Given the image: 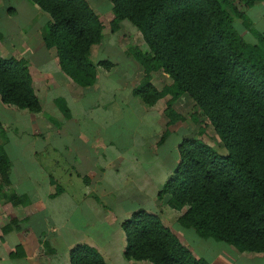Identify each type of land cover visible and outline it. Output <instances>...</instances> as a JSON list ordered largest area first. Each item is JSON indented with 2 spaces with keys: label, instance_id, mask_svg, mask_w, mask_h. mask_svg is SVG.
Returning <instances> with one entry per match:
<instances>
[{
  "label": "trees",
  "instance_id": "16d2710c",
  "mask_svg": "<svg viewBox=\"0 0 264 264\" xmlns=\"http://www.w3.org/2000/svg\"><path fill=\"white\" fill-rule=\"evenodd\" d=\"M30 1L49 15L44 44L56 50L60 70L75 83L89 87L97 67H114L111 61L90 57L92 46L102 40L104 24L87 0ZM260 1L111 0L109 20L110 33L127 21L148 47L147 52H132L143 73L133 94L148 106L167 97V127L185 119L173 104L187 95L226 150L223 155L198 138H183L177 146L178 164L157 198L167 196L172 209L183 211L177 218L180 227L240 253L256 254H264V34L247 42L235 23L245 19L244 9ZM159 71L171 80L161 88L154 85ZM0 100L31 113L42 110L44 98L24 59L0 54ZM0 178H8L2 147ZM121 228L127 260L210 264L194 257L157 214L140 210ZM70 264L105 261L96 248L83 244L70 251Z\"/></svg>",
  "mask_w": 264,
  "mask_h": 264
},
{
  "label": "crops",
  "instance_id": "0c3cea01",
  "mask_svg": "<svg viewBox=\"0 0 264 264\" xmlns=\"http://www.w3.org/2000/svg\"><path fill=\"white\" fill-rule=\"evenodd\" d=\"M8 1L6 0L8 7L5 11H0V18H6L7 21L13 19L10 12L14 10L9 6ZM244 10L245 19L236 22L239 21L240 29H243L245 34H253V42L250 43H254L256 40L254 33L264 34V1ZM41 16L46 27L49 17L46 14ZM6 33L10 32L6 31ZM102 34L104 36L103 31ZM43 36L44 33L39 31L37 38L31 43L23 41L17 46H9L8 43L12 42L13 37L0 34V46L10 50V53L7 52V57L25 60L34 87L44 98L43 108L38 113L4 104L0 100V147L6 155L8 167L7 180L0 178V264H70V251L75 246L83 244L96 248L105 264H109L111 257L107 255L106 248L111 240L120 248L119 257L124 256L126 237L121 228L122 222L130 219L140 210L157 215L160 211L159 204H157L158 208L151 210H144L140 206H121L114 197L122 188L134 184L133 176L136 172L133 171L137 167L134 162H137L141 152H154L155 149L152 143L145 142L142 137L141 140L137 139L139 136L136 130L133 131L135 132L133 136L136 137L133 143L130 141L123 147H117L114 138H106L105 134L100 132L91 136L87 129L78 128L81 123H89L93 119L92 115L88 119L90 112L95 111L101 104L95 107L91 104L89 96L99 95L100 102L105 97L102 104H109L111 101L116 103L115 97L118 93L133 96V88L136 84L118 85L113 82L118 69L114 64L110 71L105 70V72L98 71L97 67L93 85L89 87L78 85L60 70L56 50L46 48ZM101 42L99 44H102ZM99 44L92 46L91 53ZM106 60L112 62L111 59ZM59 99L67 101L64 103L67 108V118L63 116L65 114L63 108L57 104ZM164 99L166 101L167 97L160 99L163 104L158 110L160 100L153 106H146L147 111L158 113L154 132L160 129L158 118H162L160 114L165 107ZM131 101L132 98L125 102L123 107L131 104ZM139 101L143 110L145 105L140 99ZM117 105L120 107V104ZM165 130L166 128L162 133ZM132 144H137L138 147L131 148ZM137 148L140 153L137 152ZM49 151L55 155L50 161L57 162L56 158L59 156L67 160L69 168L60 171L64 172L62 176H66L70 169L72 172L76 170V178L83 181L84 190L80 191L81 195L78 194V187L74 186L73 180L70 179L72 173L68 175L70 176L68 185L63 187L59 181L60 174L58 172L53 174L51 168H47L48 165L45 167ZM127 152L130 154L133 152L130 160L132 163L130 169L126 170L129 172L122 180H118L115 175H110V170L123 167L122 163L126 159ZM159 190L156 191V196ZM137 192H140L139 187ZM68 204L72 207L71 211L64 213ZM112 205L119 215L110 212ZM56 206L63 212L54 210ZM166 226L172 230L169 225ZM178 234L174 233L176 237L179 236ZM237 253L239 257L250 260L264 258L262 253L238 251ZM194 257L198 258L195 254ZM222 259L221 252L220 255L215 254L210 264H230L233 261L224 262ZM125 261L127 264H151L148 261L127 259Z\"/></svg>",
  "mask_w": 264,
  "mask_h": 264
},
{
  "label": "rangeland",
  "instance_id": "374dc122",
  "mask_svg": "<svg viewBox=\"0 0 264 264\" xmlns=\"http://www.w3.org/2000/svg\"><path fill=\"white\" fill-rule=\"evenodd\" d=\"M87 1L104 24L102 44H99L92 49V53L90 55L92 61L95 62L99 60L111 59L115 66L117 65L118 67L115 72L116 77L114 76L113 82L118 85L129 84L133 86L137 84L143 73L142 67L133 58L132 52L136 48L143 52L148 51V47L143 41L142 35L127 21L122 22L119 25V29L116 33H110L109 20L112 18L111 0ZM8 4L14 9L10 12V15H13V19L7 21L6 18H0V34L3 36L9 35L13 37L12 42L8 43L9 46H17L23 41H26L27 43L30 41L31 43L37 38L39 31L45 35L47 28L43 25L44 20L41 14H46V16L49 17L47 13H44V11H42L30 0H9ZM6 5V0H0L1 12H4L5 8L8 7ZM238 22L235 23V28L239 31V34H244V40L253 42V34H245V31L240 29L241 25ZM257 27H259V24H257ZM257 27L256 29L259 30ZM5 29L10 33H6ZM254 35L256 37L258 34L254 33ZM0 51L4 59L9 58L7 55L10 53V50L0 46ZM98 71L105 72L102 67H98ZM170 82L171 80L160 71L154 75V85L157 88H161L163 85L169 84ZM105 83L109 84L112 82ZM133 96L131 94L127 95L125 93H118L115 97V102L120 104V107L113 101L109 104H102L105 97H103L100 102L99 95L89 96L91 104L96 107V105L101 103L99 105L100 107L97 106L98 108L96 107L95 111L90 112L88 119L91 118V115L93 116V119L90 120L89 123H81V125L78 126V128L87 129V132L91 136L98 135L100 132L101 134H105L106 138H114V142L117 147H123L130 141L133 143L134 139H136V137L133 136L135 134V132H133L134 130L137 131L136 134L139 136L137 139L142 137L145 142L147 141L148 143H152V146L155 149L154 152H138L137 148V152H141V156L137 159V162H134L137 166H135L136 170L133 171L136 172V175L133 176L134 184L122 188V190L116 192V194L114 193L116 201L121 203V206H140L144 210H151L159 207L161 212L159 211L158 215L159 218H161L162 223L169 225L173 230H171L172 232L179 233V236L177 237L180 242L188 249L192 250L198 258H202L208 263L211 262L215 254L220 255L221 252L223 257L222 260H224V262H230L233 260L230 264H264V258L262 257L254 260H250V258L246 257H239L237 250L225 243L201 237L191 228L182 229V227L177 225V218L183 213V211L172 209L167 204V196L163 197L161 201H159L156 196V191L163 186L167 178H170L173 175L175 170L174 168L178 164L179 159L177 146L183 138H198L210 145L218 153L223 155L226 154L223 144L219 140L208 119L196 107L195 103L187 95H184V97L180 98L173 104V108L178 113L183 115L185 119L167 127L166 123L168 119L162 113L160 114L162 115V118H158L160 119L158 125L160 126V129H158L157 132H154V130H156V122H158L155 118L158 113L154 111H147L146 104H144L145 106L142 110L140 107L142 103L138 98ZM131 98V104H128L124 108V103L131 100ZM63 100L59 99L57 104L61 108H66L64 103H67V101L65 99ZM162 102L163 101H161L158 105L157 110L160 108V105L162 107ZM91 104H89V106ZM103 105L105 107H101ZM62 111L65 113L63 116L67 118V108L62 109ZM91 123H93V125ZM83 126H88L89 128ZM201 126H203V133L200 134L198 131ZM165 128L168 129V133L163 140H161L160 136L162 134V130ZM156 138H158V140H156ZM150 139L153 140L150 141ZM132 147L135 149L138 145L132 144L131 148ZM131 154H133V152H131ZM131 154L129 152L125 153V161L128 159L127 162L124 161L122 163L123 167L121 166L110 170V175H115L116 179L122 180L125 174L129 172L126 170L130 169L129 166L130 163H132L130 161L132 159ZM54 156V153L49 151L45 167L48 165L47 168L50 167L53 174H56V172L60 174L59 181L61 182L60 185L63 187L68 185L67 181L70 179L73 180L74 186L78 187V194L81 195L82 193H80V191L84 190L82 189L83 181L82 179L80 180L76 178V170L75 172H72L70 169L66 176H62L64 172L60 171H66V168H69L67 160L59 156V158H56L57 162H54L53 160L50 161V159ZM70 173H72L71 177L68 176ZM138 187L140 192H137ZM78 203H80L79 200ZM157 204H159L158 207ZM56 207L54 210L59 213L63 212L62 209ZM71 208V205L68 204L65 207L64 213L69 210L71 211ZM110 208L111 213L119 215V212H115L113 205L110 206ZM95 229L97 230V228ZM106 249L107 255H110L111 257L109 264H127L124 256L121 258L119 257L120 248L117 243L113 242V240H111L110 245L107 246Z\"/></svg>",
  "mask_w": 264,
  "mask_h": 264
}]
</instances>
